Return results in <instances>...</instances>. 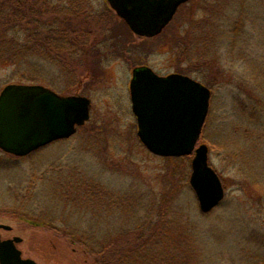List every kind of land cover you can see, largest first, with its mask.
I'll use <instances>...</instances> for the list:
<instances>
[{"label": "rangeland", "instance_id": "rangeland-1", "mask_svg": "<svg viewBox=\"0 0 264 264\" xmlns=\"http://www.w3.org/2000/svg\"><path fill=\"white\" fill-rule=\"evenodd\" d=\"M211 1L214 2L189 0L181 4L168 25L157 35L147 38L136 36L126 28L123 20L117 17L106 0H82L91 15H97L109 23L119 37L127 40V50L124 49L123 54L112 51L99 61L96 60L94 51L87 50L81 55L75 79L69 87L63 76L64 72L45 64L48 76L54 77L52 80L54 79V89L57 92L80 93L90 98V116L71 137L51 142L27 156H15L0 149V222L14 226L11 233H16L23 239L19 248L38 264L97 263L79 244L67 241L61 226L53 229L47 225L27 224L18 219V206L12 201L10 191L16 188L24 193L28 188L32 187L31 190H34L40 187L41 201L45 207L56 193V187L47 181L42 186L43 177L57 173L59 179H62L58 183L61 187L67 183L66 178L74 183L82 179L85 183L99 185L103 192L100 194H104L101 200L105 201L109 199L106 194L111 191L122 193L126 190L151 189L158 195L165 185L166 188L171 186L169 174L173 167L175 176L172 180L177 186L174 187L176 191L171 195L169 193V197L175 196L182 207L193 205L195 215L190 218L198 222L203 233L200 243H195L202 251L203 263L264 264V246H258V250L254 244L244 242L248 235L255 240L264 239V193L261 194L254 186L242 182L240 165L231 156L234 141L239 143L243 129L250 128L256 144L248 153H253L254 161L257 157L261 158L258 165L254 163L255 166L251 167L253 177L263 175L264 179V99L261 101L259 114L261 124L248 118L240 121L237 107V99L248 100V90L251 86L256 87L254 80L264 83V77H260L258 73V63L264 66V0H247L246 12L249 18L242 38L230 49L219 48L217 57L222 61L219 68L205 66L211 80H208L211 89L210 107L208 122L198 142L208 145V163L218 172L225 187L224 198L219 203L223 206L218 211L205 215L199 210L189 184L192 154L185 155L173 164L166 157L148 151L137 137L136 119L131 110L128 84L132 66L147 64L162 75L170 72L187 74V62L181 55V45L176 43L177 34L178 31L187 32L191 16L195 13L197 16L205 14V6L211 5ZM97 36L94 39H100V35ZM243 47H247L248 58L253 60L248 64L245 59L234 58L232 54ZM219 69L225 72L220 75ZM12 71V64L0 62V89L5 82L11 80L9 77ZM192 74L190 76L194 77ZM252 74L254 80L251 78ZM243 80L250 87L244 88ZM260 128L261 132L257 130ZM147 199L150 200L149 197ZM3 200H8V203L4 204ZM43 206L33 203L30 208L37 212ZM216 207L212 210L217 209ZM136 208L131 212L106 214L111 216L112 221L104 223L102 220L99 226L106 227L110 223L118 226L133 222L138 216ZM259 234L260 238H256ZM242 249L246 253H242ZM248 249L251 253H248ZM223 254L228 256L227 260H221Z\"/></svg>", "mask_w": 264, "mask_h": 264}, {"label": "trees", "instance_id": "trees-1", "mask_svg": "<svg viewBox=\"0 0 264 264\" xmlns=\"http://www.w3.org/2000/svg\"><path fill=\"white\" fill-rule=\"evenodd\" d=\"M246 3L247 0H214L211 5L205 6V14L197 16L195 13L191 16L187 32L178 31L176 43L181 45V55L187 62L186 73H193L195 79L209 88L208 80H211L205 66L219 68L220 62L222 63L217 57L219 48L230 49L242 38L249 18ZM125 27L128 28L126 25ZM97 35H100L98 40L94 39ZM126 42L109 23L97 15H91L82 0H0V62L13 65L12 75L9 77L11 80L3 85L11 82L40 83L51 85L55 90L56 85L52 80L54 77H49L44 68L48 64L57 67L59 72H64L63 76L69 87L75 79L81 55L87 50L94 51L96 60L99 61L112 51L117 54L118 51L127 50ZM247 53V47H243L232 54L234 58L245 59L248 64L253 60L248 58ZM258 66L259 76L263 78L264 66L259 63ZM219 72L221 75L225 70L219 69ZM251 78L254 80V74ZM254 82L256 87L251 86L247 93L249 101L237 99L238 114L240 121L248 118L261 124L259 114L261 101L264 99V83ZM243 83L244 88L250 87L244 80ZM207 122L206 117L203 128ZM234 128L233 126V131ZM257 130L262 131L261 128ZM255 144V136H251L250 128H245L242 140L239 143L234 141L231 156L240 165L242 182L254 186L262 194L263 175L253 177L251 168L255 166L254 163L258 165L261 158L256 156L257 160L254 161L253 153H248V150L254 149ZM221 146L225 147L223 144ZM182 157L184 156L166 159L175 164ZM174 171L173 167L169 174L171 189L165 185L158 195L151 189L126 190L122 193L111 191L106 194L109 199L105 201L101 200L104 194H100L103 192L99 185L87 184L82 179L79 183H74L66 178L67 183L61 187L58 183L62 179H59L57 173L43 177L42 186L47 181L56 187V193L45 207L41 201L40 187L31 190L30 186L24 193L15 188L9 194L18 206L19 213L31 224L47 225L53 229L61 226L67 241L79 244L97 264H204L202 251L195 245L200 243L203 233L198 222L190 218L195 215L193 205L182 207L175 196L169 197L177 186L172 180ZM134 192L142 193L133 196L136 194ZM3 201L4 204L8 203V200ZM33 203L44 208L33 211L30 208ZM221 204L213 212L203 214H213L223 206ZM135 207L138 216L133 222L118 226L112 223L106 227L99 226L102 220L104 223L112 221L111 216L106 214L131 212ZM260 236L261 234L256 238ZM246 237L244 242L254 244L258 250V246H264L263 238L255 240L250 235ZM241 252L246 253L243 249ZM248 253H251L249 249ZM227 257L223 254L221 260H227Z\"/></svg>", "mask_w": 264, "mask_h": 264}, {"label": "water", "instance_id": "water-1", "mask_svg": "<svg viewBox=\"0 0 264 264\" xmlns=\"http://www.w3.org/2000/svg\"><path fill=\"white\" fill-rule=\"evenodd\" d=\"M110 7L138 36L157 35L187 0H107ZM136 134L151 153L164 157L190 155L189 184L199 210L219 205L225 189L208 163V146L198 143L206 119L211 91L179 72L160 75L149 66L132 69L129 81ZM90 100L81 94H60L40 83H8L0 90V149L24 156L55 140L68 138L89 117ZM19 240V237H15ZM12 257L0 264H36Z\"/></svg>", "mask_w": 264, "mask_h": 264}, {"label": "flooded vegetation", "instance_id": "flooded-vegetation-1", "mask_svg": "<svg viewBox=\"0 0 264 264\" xmlns=\"http://www.w3.org/2000/svg\"><path fill=\"white\" fill-rule=\"evenodd\" d=\"M16 217H18V219H20L21 221L27 224H31L22 214H16ZM12 231H14V226L0 222V262H1V258L9 259L12 257L13 248L18 249L20 251L21 258L33 259L30 256H28L26 253H24V251L21 248H19V243H21L23 239L18 234L11 233ZM15 237H19V240H16ZM33 260L36 262V264H38L35 259Z\"/></svg>", "mask_w": 264, "mask_h": 264}]
</instances>
